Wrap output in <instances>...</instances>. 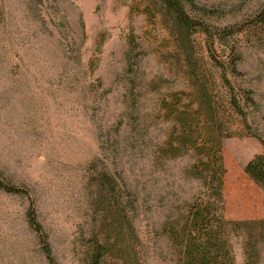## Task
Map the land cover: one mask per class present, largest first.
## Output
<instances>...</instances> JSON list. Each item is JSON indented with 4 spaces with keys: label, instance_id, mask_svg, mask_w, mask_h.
I'll list each match as a JSON object with an SVG mask.
<instances>
[{
    "label": "rangeland",
    "instance_id": "1",
    "mask_svg": "<svg viewBox=\"0 0 264 264\" xmlns=\"http://www.w3.org/2000/svg\"><path fill=\"white\" fill-rule=\"evenodd\" d=\"M150 1L0 0V176L31 192L59 264H84L77 242L97 219L94 167L138 198L134 219L128 212L141 264H177L164 228L201 188L185 173L192 157H160L173 127L163 101L193 92L180 47ZM194 1L213 13L206 23L243 28L216 51L202 34L194 47L222 62L235 48L236 83L257 103L249 123L264 134V30L248 28L264 0ZM231 123L238 129L236 116ZM262 153L255 138L223 143L229 221L264 220V190L245 173ZM30 203L0 190V264H48L27 223ZM233 245L235 264H245L242 236L234 234ZM118 263L111 256L105 264Z\"/></svg>",
    "mask_w": 264,
    "mask_h": 264
},
{
    "label": "trees",
    "instance_id": "2",
    "mask_svg": "<svg viewBox=\"0 0 264 264\" xmlns=\"http://www.w3.org/2000/svg\"><path fill=\"white\" fill-rule=\"evenodd\" d=\"M150 3L159 6L161 19L180 47L186 80L193 92H177L170 96L171 101H163L173 127L159 154L163 160L192 157L194 163L185 173L201 188L197 199L187 204V210L164 228L163 236L170 243L177 264H235L233 236L239 234L243 238L245 264H259L264 250V220L229 221L224 215L223 195L226 174L223 143L232 137L255 138L262 145L263 153L246 165L245 173L264 190V134L248 119V108L257 103L252 92L236 83L242 74L238 70L240 57L234 47L229 49L228 61L224 62L212 55L204 58L194 47V38L202 34L208 39L210 52L216 51L243 28L237 25L218 28L206 23L213 13L199 8L194 0H151ZM256 19L248 28L264 30V11ZM221 51L227 53L228 49ZM186 96L189 101L184 106ZM234 116L240 122L236 130L231 123ZM90 178L96 189L91 208L97 219L89 229L82 230L77 242L83 263L105 264L112 256L121 264H141V239L128 212L132 211L134 219L138 198L125 195L119 182L107 172H98L94 167ZM0 190L30 200L27 223L37 236L48 264H59L31 192L2 176ZM119 244L122 249L116 251Z\"/></svg>",
    "mask_w": 264,
    "mask_h": 264
}]
</instances>
